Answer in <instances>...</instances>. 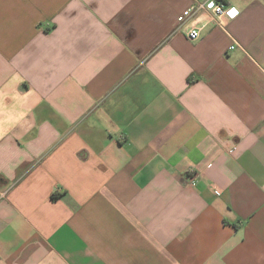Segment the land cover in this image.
<instances>
[{
	"label": "crops",
	"instance_id": "1",
	"mask_svg": "<svg viewBox=\"0 0 264 264\" xmlns=\"http://www.w3.org/2000/svg\"><path fill=\"white\" fill-rule=\"evenodd\" d=\"M204 1L0 0V264H264V0Z\"/></svg>",
	"mask_w": 264,
	"mask_h": 264
},
{
	"label": "built area",
	"instance_id": "2",
	"mask_svg": "<svg viewBox=\"0 0 264 264\" xmlns=\"http://www.w3.org/2000/svg\"><path fill=\"white\" fill-rule=\"evenodd\" d=\"M202 11H207L210 16V20L215 24L216 27L227 31L229 19L237 13V10L232 7L229 8L228 5L222 0H206L204 2H197L191 6L185 8L182 13L177 17L179 25H184L189 19H192ZM203 27L193 25L188 28L185 33L188 39L195 41L201 37ZM235 43L231 45V48H235ZM190 182H195V177H190Z\"/></svg>",
	"mask_w": 264,
	"mask_h": 264
}]
</instances>
